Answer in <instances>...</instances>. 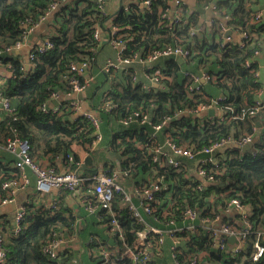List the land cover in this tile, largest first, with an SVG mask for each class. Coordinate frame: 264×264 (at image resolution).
<instances>
[{
    "label": "trees",
    "instance_id": "16d2710c",
    "mask_svg": "<svg viewBox=\"0 0 264 264\" xmlns=\"http://www.w3.org/2000/svg\"><path fill=\"white\" fill-rule=\"evenodd\" d=\"M53 1L0 0V63L10 64L12 69V76L0 79V95L7 98L11 106V110L0 106V142L4 145L10 136L28 140L30 154L35 160L40 162L48 157L50 165L58 169L57 160L62 162L63 169L79 167L81 161L73 153L72 147L80 144L89 153L85 165H94L98 150L95 148L98 139L96 127L90 119L72 108L71 99L64 98L60 105H55L50 96L55 91L63 95L71 90L64 76H76L83 81L86 74L93 75V89L100 85L99 75H102L106 80L104 87L97 94L91 92L93 107L104 123L112 124L115 121V128L108 134V143L122 160L121 168L116 164L108 167L129 172L122 176L128 192L124 183L126 179L133 192L135 188L162 182L163 187L155 192V199L151 203L153 213L143 212L148 223L157 219L166 224L174 219L179 227H183L189 224L185 218L188 208L195 209L199 214L195 230L186 229L176 233L181 240L175 250L171 249L170 235L165 234L164 243L159 244L157 233L149 235L146 248L156 256L170 240L171 253H175L180 264H188L190 258L199 259L200 264H264V255L258 260L251 258L259 233L260 242L264 245V110L243 116L244 111L248 112L255 105L257 92L262 87L256 75L259 66L255 63L254 53L263 46L264 20H253V13L264 5V0H199L201 7L215 2L219 10V14L211 17L204 32L199 35L190 34V27L199 24L198 12H185L184 22L171 28L167 24L169 19L162 22L161 10L169 7L167 0H150V6L143 4L145 0H122L121 6L107 13L102 12L98 0H68L61 4L49 22V31L45 36L52 40L53 47L46 52L35 53L34 60L30 61L35 70L25 76L22 58L8 49L22 40L26 26L32 27L40 21ZM113 1L109 0V3ZM228 14L230 19L224 22ZM109 22L126 34L123 54L129 58L135 55L147 57L155 49L178 44L189 49L192 55L185 58L183 63L175 56H169L152 62L156 63L154 65L132 62L127 69L104 72L102 68L107 59L115 58L118 50L105 37L97 39L94 33L98 27L109 29ZM221 23L232 25L233 31L238 34L239 31L257 29L259 38L241 47L240 41L235 43L232 39L219 36ZM107 47L113 54L106 51ZM249 59L252 63L247 66ZM72 62H87V71L81 74L69 71ZM158 69L161 71L159 86L144 77L145 70L154 72ZM202 71L216 76V80L203 86L200 93L190 95L187 92L190 78L186 73ZM212 87L218 88L223 95L219 101L223 115L188 112V109L215 97L210 90ZM99 93L102 96L96 100ZM107 102L110 103L109 108L105 106ZM45 103L51 106L49 112L39 110ZM176 111L183 114L176 116ZM135 112H140V115H135ZM143 115H147L146 122L141 121ZM168 115L173 116L172 119L160 132L155 133L154 125ZM129 116L132 119L125 123L123 120ZM257 122L261 123V127L257 126ZM247 135H254V139L258 137L254 146L243 151L235 144L227 145L214 154L217 165L200 163L209 156L206 154L193 160L176 157L178 166H174L162 154L158 161H154L157 144H163L168 138L178 146L195 150L222 138L241 141ZM2 150L5 149L1 147ZM69 154L74 155L73 161L69 160ZM16 159L7 158L0 162L2 197H8L4 184L22 177L21 170L15 166ZM199 165L209 170L214 167L218 182L204 184L200 177L192 175L190 171ZM80 169L84 177L99 172L98 169L84 170L83 165ZM135 170H140L139 175ZM147 171L154 172L153 179L144 178L143 174ZM132 178L137 181L134 182ZM199 182L204 184L202 189L196 186ZM222 183L226 184L223 186ZM84 190L87 198L94 200L90 192L93 190L92 180H86ZM123 197L122 193L117 192L112 202V209L124 234L122 240L110 234L115 240L114 244L108 239H101L96 229L86 228L88 220L85 216L82 219L86 229L84 233L85 229L79 225L81 216L65 208L62 202L42 210H34L31 204L24 203L27 213L18 230L8 221H4L5 225L0 222L1 250L4 253L0 264H75L78 260L76 251L69 245L60 248L56 257L45 255L43 247L57 237L70 240L76 236L85 240L88 235L90 239L84 245L91 252L90 264L104 262L102 247L115 250V256L104 264H133L130 258L124 257L123 252L136 241V230L145 225L134 220L132 212L123 204ZM135 197L136 201L132 198L133 202L139 204L140 199ZM233 198H239L247 206L248 221L252 226L246 245L238 252L228 250V240H225L224 248L216 244L211 231L202 222L205 218L215 220L220 217ZM84 210L86 216L98 217L97 220L102 221L109 231L113 216L108 209L98 204L93 213H88L85 206ZM241 217L242 214L234 225L242 229ZM224 220L223 223L231 224ZM155 256L151 264H156Z\"/></svg>",
    "mask_w": 264,
    "mask_h": 264
},
{
    "label": "built area",
    "instance_id": "2783aa9c",
    "mask_svg": "<svg viewBox=\"0 0 264 264\" xmlns=\"http://www.w3.org/2000/svg\"><path fill=\"white\" fill-rule=\"evenodd\" d=\"M100 3V9L102 12L107 13L108 11H112L113 9L110 8L109 0H98ZM115 1V0H114ZM113 1V2H114ZM118 1V0H117ZM68 2V0H55L48 5V8L43 16H41L40 21L33 25L32 27L26 26L27 29L23 32L22 40L17 42L13 47L9 48L10 51L19 50L21 47L29 44L30 42V35L35 30V28L40 25L43 21H49V19L55 14V12L59 9L61 4ZM167 5L169 6L166 9L161 10L162 22H166L170 28L174 25L178 24L179 22L183 23V14L187 11L190 12H198L199 24L190 27V34L191 35H199L200 33L204 32L205 25L210 22V19L213 15L219 14V10L216 7L215 2L207 3L205 6L201 7L199 5V0H167ZM118 4L122 5V0L118 1ZM145 6H150L151 1L145 0L143 2ZM263 8H257L256 11L253 13V20L262 22L264 20V5ZM200 8H204L205 10H210L212 15L200 12ZM128 9L127 7L125 8ZM115 10V9H114ZM230 19V15H226L224 18V22ZM206 20V21H205ZM110 28H100L98 27L95 30L94 36L97 39H102L103 37L106 38V41H110L111 44L118 50L117 56L115 58H108L106 64L103 66L102 70L104 72H111L112 70H124L131 66L132 62H138L145 65L146 63L149 65L152 62H155L161 58H166L169 56H175L177 59L178 57H182L183 59L187 58L189 55H192L189 49L185 48L182 45H166L162 48L155 49L152 51L147 57H127L123 54V51L126 49V34L121 32V29L114 25V23H109ZM232 25H227L226 23L220 24V32L219 36L222 39L230 40L231 38L226 35L228 30H233ZM234 32V31H233ZM105 33V36H103ZM240 38V46H244L248 41L259 38L257 29L251 31H239ZM264 44V38L261 40V45ZM54 43L52 40L45 36L41 42L38 44H34L31 48L29 54V61L34 60L36 52H46L47 50L53 47ZM261 52V49H257L254 53V58L257 57ZM252 63L251 59L246 61V65L250 66ZM2 64V63H0ZM11 67L10 64H6ZM88 64L87 62L84 63H75L72 62L69 71H75L78 73H83V71H87ZM189 78L190 82L187 86V92L190 95H194L195 93H200L203 86H207L209 83H212L216 80V76L210 74L209 72L202 71L200 73H186ZM161 71L160 69L155 70L154 72L144 71V77L150 80L152 83L156 84L157 86L160 85L161 79ZM256 75L259 77V71L256 72ZM68 84L71 86V90L66 94H60L59 92L55 91L51 94L50 98L52 102L54 100L58 101L60 105L62 99L67 98L71 99V106L75 111H78L80 114L86 116L91 122L94 124L98 131V139L95 143L98 144L102 140V133L99 132L101 126V118L96 111H88L83 109L82 107V99L78 97V94L84 93L88 90L91 86L92 82L95 80V77L90 74H86L84 76L83 81L76 76H64L63 78ZM136 80V79H135ZM223 99V95L221 94L218 97H213L209 102H203L196 105L193 108L188 109V112L193 114H203L207 113L209 109L214 108L216 111L220 109L219 101ZM3 104V108L7 110H11L10 102L7 98H4L0 95V105ZM106 107H110V103L105 104ZM51 106L48 104H42L39 107V110L43 112H49L51 110ZM56 110V109H54ZM264 110V102L259 100L256 101L255 105L247 111L243 112V116L246 114L255 115L258 111ZM183 114L182 111H176V116H181ZM135 115H140V112H135ZM173 116L168 115L166 116L160 123L154 125V130L156 132H160L164 126H166L169 121L172 119ZM132 119V116H129L128 119H124L123 121L126 123L127 120ZM142 122L147 121V115H143ZM254 141V135H247L241 141H236L233 138H222L220 141L205 145L201 148L197 149H188L177 144L173 143L169 138L163 143H158L155 149L154 161H158L160 155H164L169 158V162L174 164V166H178L179 162L177 161L176 157H188L189 159H196L201 154H206L208 157L206 159H202L199 162L205 165V162H210L212 164H218L217 159L214 157V154L217 151L223 150L227 145L235 144L239 147H242L245 144L252 143ZM3 147L5 150L11 152L12 154L16 155V162L15 166H17L21 172L22 177L21 179L11 180L4 184V188H12L14 191L25 189L30 184V177L26 172V169H30L36 175V189L40 193H51L55 190H67L73 194H81L83 197L82 202L85 206V209L88 213H93L97 209L98 204L101 207L106 208L111 212L113 219L111 221V227L109 228V232L111 235H117L119 239H124V234L121 231L120 223L116 217L115 211L112 209V202L115 196V193L120 192L123 194V204L126 205L129 210L132 212V216L136 222L139 224L145 225L144 228L138 229L135 232L136 241L132 245H128L123 255L124 257L130 258L133 261V264H151L154 260L155 253L151 250L146 248L147 240L149 239V235L151 233L159 234V244L164 243L165 234H168L172 238V247L171 249L175 250L176 247L180 243V236L176 233L179 231L184 230H195V221L198 218V213L193 208H188L185 211V218L189 220V224L183 227H179L176 224L174 219H170L166 223V229L154 230L153 228H148L147 222L145 220L143 212L146 214H152L154 211V207H152L151 203L155 199V192L160 190L163 185L162 182H153L150 184L145 185L141 188H135L134 193L140 199V203L136 204L133 202L130 193L125 190V186L122 182V176L127 175L129 172L121 171L117 168L106 167L101 172L91 176V177H84L80 167L83 165L82 162L79 163V167L76 169H63L60 170L55 166H45L35 160L30 154V143L28 140H24L19 136H10L7 138L5 144L3 145L0 142V148ZM168 149V150H167ZM69 160H74V155L69 154ZM198 175L204 184H215L218 182L217 178L214 175L215 168L212 167L211 170L207 169L206 167L200 166L197 168ZM86 180L93 181V190L90 191L94 195V200H90L87 198V192L84 190ZM202 183H196L197 188L202 189L204 187ZM11 198H5L2 201L9 202ZM53 206V205H52ZM227 213L232 211H239L242 214L241 222L243 223L244 227L238 228L234 224H226L222 223L217 228H212L209 230L211 231V236L216 240V244L220 247L224 248L226 246V241L228 240L229 236L235 235L237 236L239 242L237 243V247L234 248L233 252H238L241 248H244L246 245V238L248 233L250 232L252 226L248 221V214L249 210L247 206L239 199L233 198L230 200L227 209L225 210ZM27 213V209L24 205L20 206L17 214H16V223H17V230L20 228V224L23 221L25 215ZM220 217H217L215 220H211L210 218H205L202 220L207 226L213 222L219 220ZM261 233H259V237L254 244V249L251 254V258L253 260H258L264 255V245L260 242ZM67 240L62 237H57L52 239L46 246L43 247V253L49 257H56L58 250L65 246ZM101 254L104 256V262H100L99 264H104L107 262L111 257L115 256V250L106 249L104 247L101 248ZM172 256L177 262L180 264L179 259L176 257L175 253L172 252ZM4 258V253L1 250V240H0V261ZM200 260L197 258H190L188 264H200Z\"/></svg>",
    "mask_w": 264,
    "mask_h": 264
},
{
    "label": "crops",
    "instance_id": "0c3cea01",
    "mask_svg": "<svg viewBox=\"0 0 264 264\" xmlns=\"http://www.w3.org/2000/svg\"><path fill=\"white\" fill-rule=\"evenodd\" d=\"M118 1L115 0L114 2L110 3V8L115 9L117 6L119 7ZM261 8H262V5H261ZM207 17H209V15H207ZM50 19L49 21L48 20L43 21L40 25H38L35 28V30L30 35L29 44L21 47L19 50H15V54L19 55L22 58L24 64L30 62L28 57H29L32 46L34 44H38L39 42H41L44 36L48 33ZM229 37L235 43L239 42L241 38V36L236 32H233V34H231ZM254 60H255V63H257L259 66V78L262 82V87L257 92V97L255 98V101L259 100L261 102H264V44L261 48L260 54L257 57H255ZM150 64L154 65L156 63H150ZM10 76H12L11 67H9L8 65L4 63L0 64V79L9 78ZM99 79H101V81L99 82L100 85L96 87L94 86L92 89V86H93L92 84L88 88L90 90L86 91V95H84V97L81 100L82 107L85 110L94 111V107H93L94 97L91 96V92H93L94 94H97L98 91L104 87V84L106 82V80L104 79L102 75L101 76L99 75ZM210 90L213 91L216 97L222 94L218 88L212 87ZM53 104L55 103L53 102ZM215 115H218L220 117L223 115V111H221V109H218ZM210 116H213V115H210ZM101 121L102 123H101L99 132L102 133V140L98 144L95 145V148H97L98 150L96 153L97 159H95L94 165H89V166L85 165V161L89 155L85 147H83L80 144H74L72 147L73 153L83 163L84 170L87 168L91 170L98 169V171L101 172L107 166H111L114 164L118 165L119 166L118 168H121L120 166H121L122 160L120 159V155L115 150H113L112 147H110V143H108L110 140V137L108 134L109 132H112L113 128H115V125H116L115 121L112 124L107 121L106 123H104L103 119H101ZM7 158H12L15 160L16 155L12 154L11 152H8L7 150L0 151V162H4ZM40 162L45 166H48L51 164V161L49 160L48 157H44L43 159L40 160ZM55 163L59 167L60 170H63V165H62V162H60V160H57ZM139 171L140 170H135L134 172L139 175ZM190 172L192 175H197L199 177L198 171L196 168H193ZM28 173L30 175L29 177L31 181H30V184L25 189L14 191L12 188H8L6 189L8 193V197L0 196V222H2L5 225L4 221H8L11 225L15 226L16 228L17 226L16 214H17L19 207L24 205V203L31 204L34 210L35 209L42 210V209L50 208L55 203L62 202L61 204L64 205L65 208H68L69 210L73 211V213L81 216V221L79 222V225L80 224L82 225V229H85V226H84L85 224L82 223V221L84 220L83 216H85L88 220V222L86 223V228L89 227V228L96 229L95 232L99 233V235L101 234V239L102 238L108 239V240L112 239V236L110 235V233H108L109 231H107V229L105 228L104 223L102 221H99V219L97 220L98 217L96 218V216H86L85 215L84 205L81 199L83 196L80 193L73 194L67 190H55L51 193H40L36 189L35 173H33L30 169L28 170ZM143 175H144V178L153 179L154 172L147 171ZM123 179H126V177H124ZM132 180H134V182L137 181L135 178H132ZM124 183L129 190L131 198H134V200L136 201L135 199L136 195L133 192L132 187L129 185L130 184L129 180L127 179L124 180ZM5 198H11L12 200L9 202L2 201ZM240 215L241 213L239 211H232L230 213L225 212L220 216L218 221L211 223L207 227L210 229L217 228L219 227L220 224L223 223V221H225L224 219H227L229 222H231V224H237V222L239 221ZM147 225H149L148 228H151V229L153 228L154 230L166 229V224H164L163 222L157 219H154V222H150V221L149 223L147 222ZM85 232H86V229L84 233ZM88 237L89 235L84 240L82 237L76 238L75 236L73 237V239L67 240L68 244H66L65 246L69 245L70 248L76 251L75 256H77L78 260H77V263L75 264H90L91 252L84 245V243L87 244L86 242H88V240L90 239ZM169 246H170V240H167L166 243L164 244L163 250H161L155 256L156 264H177V262L172 256ZM237 246H238L237 243H232L228 240L227 248L229 251H234V248H236Z\"/></svg>",
    "mask_w": 264,
    "mask_h": 264
},
{
    "label": "water",
    "instance_id": "95a60500",
    "mask_svg": "<svg viewBox=\"0 0 264 264\" xmlns=\"http://www.w3.org/2000/svg\"><path fill=\"white\" fill-rule=\"evenodd\" d=\"M262 8H263V7H262ZM199 11L202 12V13H206V14H208V15H212V12H211L210 10H205L204 8H200ZM231 34H233V30H228V31L226 32V35H227L228 37H229ZM103 36H105V33H103ZM178 61L181 62V63H183V62H184V59H183L182 57H178ZM24 66H25V70H26V72H25V76H27V75L30 73V71H34V70H35L34 66H33L30 62L24 64ZM84 95H86V92L78 94V97L82 99V98L84 97ZM54 103H55L56 105L59 104V102L56 101V100H54ZM0 106L2 107L3 104H1ZM208 113H209V115H213V116H214V115L216 114V110H215L214 108H211V109L208 110ZM257 126L260 127V126H261V123H260V122H257ZM257 140H258V137H257L256 139H254V141H253L252 143L245 144V145H243V146L240 147V148H241L243 151H247V150L251 149V148L254 146V144L256 143ZM236 146L239 147L238 145H236ZM225 184H226V183H222V185H225ZM228 240H229L230 242H232V243H238V242H239L237 236H235V235L229 236V237H228ZM110 243H111V244H114V243H115V240H114L113 238L110 239Z\"/></svg>",
    "mask_w": 264,
    "mask_h": 264
},
{
    "label": "rangeland",
    "instance_id": "374dc122",
    "mask_svg": "<svg viewBox=\"0 0 264 264\" xmlns=\"http://www.w3.org/2000/svg\"><path fill=\"white\" fill-rule=\"evenodd\" d=\"M106 51L109 52V53H111V54H113V51H112L109 47L106 48ZM101 96H102V94L99 93L98 96H97V98H95V99H96V100H100V97H101Z\"/></svg>",
    "mask_w": 264,
    "mask_h": 264
}]
</instances>
